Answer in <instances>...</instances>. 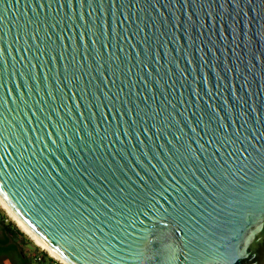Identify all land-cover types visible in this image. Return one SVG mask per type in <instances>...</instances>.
<instances>
[{
    "label": "water",
    "instance_id": "95a60500",
    "mask_svg": "<svg viewBox=\"0 0 264 264\" xmlns=\"http://www.w3.org/2000/svg\"><path fill=\"white\" fill-rule=\"evenodd\" d=\"M0 198L70 264H264V0H0Z\"/></svg>",
    "mask_w": 264,
    "mask_h": 264
},
{
    "label": "snow or ice",
    "instance_id": "6c2138e0",
    "mask_svg": "<svg viewBox=\"0 0 264 264\" xmlns=\"http://www.w3.org/2000/svg\"><path fill=\"white\" fill-rule=\"evenodd\" d=\"M151 207L155 208V205ZM142 214L147 215L146 212ZM129 251L140 264H145V262L147 264H176L178 242L175 231L169 229L167 225L158 230L145 231L142 229L139 237L131 241Z\"/></svg>",
    "mask_w": 264,
    "mask_h": 264
},
{
    "label": "rangeland",
    "instance_id": "374dc122",
    "mask_svg": "<svg viewBox=\"0 0 264 264\" xmlns=\"http://www.w3.org/2000/svg\"><path fill=\"white\" fill-rule=\"evenodd\" d=\"M0 216L2 219L6 217L4 211L0 208ZM6 223L11 224L13 227L18 228L21 230L13 221L10 219L6 221ZM1 224H0V256H1V264H33L32 258L28 257L27 254L29 252H34L36 250L35 243L32 241L29 236L24 233L23 239L19 238V241L16 243L18 245L17 252H23L25 256L22 255H16L15 252L13 251V245H12V239L10 236H6L1 233ZM22 231V230H21ZM3 232V231H2ZM23 232V231H22ZM23 240V241H22ZM45 264H49L47 262Z\"/></svg>",
    "mask_w": 264,
    "mask_h": 264
},
{
    "label": "bare ground",
    "instance_id": "6f19581e",
    "mask_svg": "<svg viewBox=\"0 0 264 264\" xmlns=\"http://www.w3.org/2000/svg\"><path fill=\"white\" fill-rule=\"evenodd\" d=\"M0 206L5 210V212L10 216V218L14 221V223L24 232L26 233L32 241L40 246L41 248L47 250L51 255L59 258L61 262L64 264H70L51 249H49L31 230H29L21 221L20 219L14 214V212L7 206V204L0 198Z\"/></svg>",
    "mask_w": 264,
    "mask_h": 264
},
{
    "label": "built area",
    "instance_id": "2783aa9c",
    "mask_svg": "<svg viewBox=\"0 0 264 264\" xmlns=\"http://www.w3.org/2000/svg\"><path fill=\"white\" fill-rule=\"evenodd\" d=\"M0 208L4 211L6 215L4 220L8 221L10 219L11 221H13L1 206ZM35 246L37 247L36 250L27 254L28 257L32 258L33 264H45L47 260L46 257L48 258L47 262H49V264H64L59 258L51 255L47 250L41 248L37 244H35Z\"/></svg>",
    "mask_w": 264,
    "mask_h": 264
},
{
    "label": "trees",
    "instance_id": "16d2710c",
    "mask_svg": "<svg viewBox=\"0 0 264 264\" xmlns=\"http://www.w3.org/2000/svg\"><path fill=\"white\" fill-rule=\"evenodd\" d=\"M2 226L4 228V230L9 233L10 235L15 234V237H20L21 239H23L24 237V232H22L21 230H19L18 228H15V226L13 227L11 224L6 223V221L4 219L1 220ZM23 241V240H22ZM18 249V245H13V250H17ZM20 255L25 256L23 254V252H20ZM46 259L48 260V258L46 257Z\"/></svg>",
    "mask_w": 264,
    "mask_h": 264
},
{
    "label": "crops",
    "instance_id": "0c3cea01",
    "mask_svg": "<svg viewBox=\"0 0 264 264\" xmlns=\"http://www.w3.org/2000/svg\"><path fill=\"white\" fill-rule=\"evenodd\" d=\"M1 220H2V217L0 216V224H1V228H2V230H1V233L3 234V236L4 235H8V236H10L11 237V239H12V245H16V243L19 241V238L18 237H15V234H14V236L13 235H10L9 233H7L5 230H4V228H3V226H2V223H1ZM3 231V232H2ZM14 252H15V254L16 255H20V252H18V253H16L17 252V250L15 251V250H13ZM0 259H1V256H0ZM0 264H1V261H0Z\"/></svg>",
    "mask_w": 264,
    "mask_h": 264
}]
</instances>
